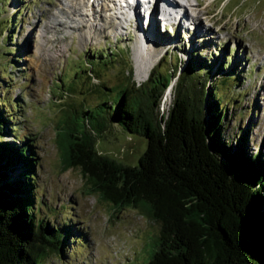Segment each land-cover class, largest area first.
<instances>
[{
  "label": "trees",
  "instance_id": "16d2710c",
  "mask_svg": "<svg viewBox=\"0 0 264 264\" xmlns=\"http://www.w3.org/2000/svg\"><path fill=\"white\" fill-rule=\"evenodd\" d=\"M10 23L0 22V36L7 30L12 45L17 18ZM2 55L4 85V74L17 63L3 64ZM190 56L179 73V66L164 71L157 63L135 86L128 65L124 86L100 84L101 91L117 90L115 100L79 106L58 126L63 167L78 169L85 188L113 208L136 209L158 224L145 264H264V155L248 153L245 132L233 141L224 135L228 104L222 86L238 84L239 61L214 60L210 77L202 68L192 70L199 57ZM222 73L219 84L207 89ZM8 90L0 89V264H44L49 254L63 255L73 230L36 218L41 204L37 210L31 139L24 136L23 147L3 140L16 135L11 113L20 107ZM118 127L145 140L133 165L96 150L95 139Z\"/></svg>",
  "mask_w": 264,
  "mask_h": 264
},
{
  "label": "rangeland",
  "instance_id": "374dc122",
  "mask_svg": "<svg viewBox=\"0 0 264 264\" xmlns=\"http://www.w3.org/2000/svg\"><path fill=\"white\" fill-rule=\"evenodd\" d=\"M3 1H0L1 25L6 21L10 25L12 18H17L18 23L10 34L15 33L12 45L7 42L9 32L1 31V62H15L17 66L11 74H4L6 82L0 84V89H9L7 97L18 100L20 106L11 113V123L17 127L15 138L3 140H16L23 147L24 136L31 139L28 142L35 155L33 191L37 210L41 204L36 218L44 221L48 218L59 227L66 224L73 230L71 244L64 248L63 255L49 254L44 264H145L150 256L152 241L159 234L158 224L136 209L113 208L85 188L86 182L78 169L63 167V154L57 142L58 126L75 108L92 104L91 109L101 98L115 100L117 90L101 91V85L124 86L128 65L136 86L145 81L157 63V68L164 71L179 66V73L194 54L199 61H191L192 70L198 73L202 68L210 77L216 70L214 60L219 62L225 56L228 62L239 61L238 84L230 90L222 86L223 103L228 104L224 135L233 141L245 132L248 153L264 155V0H176L185 5L189 15H196L207 33L195 35L189 27L183 30L177 27L176 31L170 29L171 24H162L156 29V36L164 41L150 52L140 50L150 26L137 28L129 21L130 12L125 10L107 12L109 3L105 2L102 12L97 2L90 0L83 12L88 13L93 5L101 17L96 15L85 23L90 30L87 27L68 30L63 42L54 47L50 41L54 37L52 31L42 32L40 26L50 22L52 13H57L65 0ZM197 2L199 6L193 5ZM156 36L154 40H158ZM8 49H12L11 55ZM223 63L226 66L227 61ZM224 77L223 73L212 77L206 88L219 84ZM168 102L167 98L164 106ZM95 141L98 153L129 165L136 163L145 148L144 139L129 135L120 127L108 128Z\"/></svg>",
  "mask_w": 264,
  "mask_h": 264
},
{
  "label": "bare ground",
  "instance_id": "6f19581e",
  "mask_svg": "<svg viewBox=\"0 0 264 264\" xmlns=\"http://www.w3.org/2000/svg\"><path fill=\"white\" fill-rule=\"evenodd\" d=\"M65 1H66L65 3L60 4L61 6L58 9L59 12L57 11V13H52L50 22L40 26L42 32H46V31L48 32L49 30L52 31L51 33L53 34L54 37L50 41H52L51 44H55L54 47H57L60 43L63 42V40L66 38L68 34V30L75 29L74 31H78L80 30L81 27H87L90 30L91 27L87 26L88 23L87 24L85 23L89 22L90 20H94L96 15H99L97 11H95V9L93 8V5L90 6L88 13L83 12V9L87 7L90 0H86V2L85 0H65ZM92 1L97 2L96 6L99 7L101 11L105 9L104 6L105 2H103L102 0L101 1L92 0ZM193 5L199 6V3L197 2L194 3ZM112 6L115 5L112 4ZM117 9H119L120 11L125 10L126 12H130L131 19L129 21L134 22L137 28H139L140 26H142V29L146 28L147 24L150 26L147 30L148 31L147 37L143 38L144 39L143 43H141L140 50L143 52L144 51L150 52L151 50H153V48H156L164 41L163 39L162 41L161 38H158L156 36V29L160 24H165V26L167 24H171L173 26L179 27L182 30L185 29L186 27H189L193 29L195 35H197L196 33L199 32L204 34L207 33V31H204L201 28L199 21L197 20L198 18H196V15L195 16L189 15L184 7L179 6L176 0H152L150 6L147 7L142 6L139 2L135 0L130 8L127 7L123 9L120 8ZM109 11L110 10H107V12ZM139 14H141L142 17ZM99 16L101 17V15ZM86 17H88L89 19L86 20ZM143 17L145 18L142 19ZM125 21H127V17L125 18ZM110 25H112L111 22ZM57 26L60 27L59 30L58 29L56 30ZM60 35L63 36L60 38ZM155 36L156 39L158 40H154ZM41 37L44 38V36L42 35ZM140 53L141 52H139V57H141Z\"/></svg>",
  "mask_w": 264,
  "mask_h": 264
}]
</instances>
